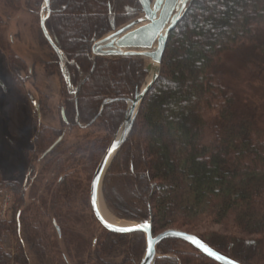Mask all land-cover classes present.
<instances>
[{"label": "trees", "instance_id": "1", "mask_svg": "<svg viewBox=\"0 0 264 264\" xmlns=\"http://www.w3.org/2000/svg\"><path fill=\"white\" fill-rule=\"evenodd\" d=\"M3 1L13 7L21 2ZM109 3L50 0L52 12L46 23L67 58L72 85H78L82 73L89 76L76 100L59 65L53 60L47 63L58 67L56 72L62 75L60 95L66 121L61 115V128L44 123L37 131L34 160L66 129L77 126V113L83 123L96 120L85 128L88 132L82 141L55 153L63 136L44 155L42 171L50 169L52 178L44 187L48 195L37 196L40 204L35 195L26 203L21 181L0 176V187L10 189L15 196L12 219L0 218V264H31L28 252L37 256L39 264H54L56 233L50 229V220L44 218L48 212H56L64 225L62 231L67 227L65 223L74 215L73 195L84 179L91 182L125 116L126 99L134 96L147 76L141 56H92L93 43L104 33L102 24ZM27 4L41 20L43 0H27ZM141 10L139 0H127L118 25ZM246 49L250 50L243 54ZM238 54L247 57L243 59L246 65L238 67L240 72L264 77V0H194L191 7L186 2L170 31L161 73L105 175L103 194L119 217L151 218L155 232L172 227L190 231L204 222L224 225L230 230L225 234H195L238 262L264 264V140L257 135L256 120L240 114V95L228 82L225 68L234 65ZM9 61L14 69L25 65L18 55L13 54ZM108 97L115 100L98 116ZM31 176L28 185L33 190L41 180ZM9 229L18 239L14 259L3 243ZM65 231L69 233L67 228ZM96 245L92 255L99 264H110L105 257L115 252L123 253V262L139 264L146 238L141 231H107ZM158 250L161 256L156 264H221L177 237L162 240Z\"/></svg>", "mask_w": 264, "mask_h": 264}, {"label": "rangeland", "instance_id": "2", "mask_svg": "<svg viewBox=\"0 0 264 264\" xmlns=\"http://www.w3.org/2000/svg\"><path fill=\"white\" fill-rule=\"evenodd\" d=\"M41 11L42 8L39 11L40 15ZM145 15V12L141 10L138 16L127 23L136 22L143 25L147 22ZM118 28L121 27L118 26ZM249 50H244L243 54H247ZM13 54L18 55L25 61L23 67L18 65V68L14 69L10 66L9 59ZM51 55L52 50L44 41L38 14L31 12L27 0H21L20 4L15 7L9 6L5 1L0 0V176L8 180L17 179L21 181L26 203H31L35 195L37 204H40L41 199L37 196L48 195L44 187L48 182H51L52 178L50 169L42 171V165L31 160L29 158L30 153L27 152L28 147L33 146L31 138L39 129L37 110L31 102V94L36 97L38 104L44 96V107L41 106L39 110L44 111V123L57 128L62 127L60 86L62 75L66 80L68 73L64 60L60 61L62 75H58L56 72L60 67L53 68L47 65L46 60L51 59ZM234 58V65H227L225 70L229 75L228 82L240 95L238 110L241 115L252 116L256 120L257 135L264 140V77H252L247 72H240L238 67L242 66L243 68L246 65L243 59L245 60L247 57L238 54ZM150 62V59H145L146 66ZM69 86L73 91L74 86ZM27 91L31 93L30 97ZM87 132L88 129L78 125L72 129H66L64 140L55 153L61 152L68 146L76 145L83 140ZM32 164L35 166L33 176L36 177L37 175V178L41 180L35 183V187H37L33 190L29 186L32 183V176H30ZM90 184L91 182L84 179L81 183V189L78 190L76 195H73L72 214L74 215L71 220L69 219L68 224L65 223L67 227L63 231L62 226L64 227V225L58 220L59 217L56 212H48V217L44 218V220H50V229L56 233L54 241L57 242V253L54 264H99L92 253L97 246V239L102 238L108 230L99 223L92 211ZM0 190L11 191L6 187H0ZM119 190L124 192L122 188ZM103 199L105 200V198ZM14 201L15 196H13V203L11 202V206H9L10 211L5 219L7 222L13 217ZM105 203L108 209L118 218L134 221L119 217L106 200ZM0 218L3 219L1 216ZM204 223L194 226L190 231L180 229L194 234L195 232L206 234L212 231L225 234V232L230 231L224 225ZM66 228L69 233H66ZM3 243L5 248L12 252L14 259L18 239L13 229L5 231ZM183 248L190 249L187 246H183ZM157 252L158 257L161 256L158 248ZM28 253L31 264H39L37 256L32 252ZM105 259L110 264H132L128 261L123 262L122 252H115L113 255L105 257Z\"/></svg>", "mask_w": 264, "mask_h": 264}, {"label": "water", "instance_id": "3", "mask_svg": "<svg viewBox=\"0 0 264 264\" xmlns=\"http://www.w3.org/2000/svg\"><path fill=\"white\" fill-rule=\"evenodd\" d=\"M139 1L146 14L145 18L150 19L151 22L137 28H133V26L137 24L136 22H133L120 29H117L116 23L124 13L126 0H110L109 11L105 16V28L106 30L108 29L107 31L111 40H109L107 37H103L102 39L96 41L92 47L94 56H142L153 59L155 61V66L150 67V64L146 66L148 76L145 78L142 86L135 92L133 97L126 99L128 107L125 116L119 128L114 133L112 141L103 154L94 172L90 185V202L92 210L97 220L109 232L132 233L141 231L145 234L146 248L139 264H156V260L158 257V245L162 240L169 237H177L189 242L194 247L199 249L202 253L206 254L207 256L211 257L221 264H243L216 250L194 233L176 228H168L156 234L153 229L151 218L134 220L132 221V224L121 225L107 220L100 210V194L103 196V181L106 172L115 155L119 152V150L123 147L124 143L129 138L133 130L134 122L137 117L140 105L161 73L162 59L169 39L170 31L178 22L179 17L186 6V0H184L182 6L179 8L178 13L168 24L167 22L169 20L170 12L175 7L176 0H166L165 7L167 13L163 15L162 18L155 17V11L151 9L150 0ZM51 12L52 9L50 7V0H43L41 11V27L46 38L55 50L57 56L62 61L66 59V56L64 55L62 47L55 34H50L46 23ZM162 14L163 13H161V15ZM166 23L167 27L164 33L160 36L157 35ZM155 41H157L156 47H154ZM92 71L93 69L91 70V72ZM88 76L82 77L80 82L76 86V89L74 90L76 100L78 92ZM31 99L36 109L39 111L40 108L36 97L31 95ZM114 100L115 98L110 97L104 99L103 103L101 104L98 116L103 112L105 105ZM62 113L64 115V112ZM95 120L96 117L90 122L82 123L79 114H77L76 117V122L78 123V125L84 128L90 126ZM61 139L62 136H60L57 141H55L44 152V155L51 151ZM119 229H127V231H120ZM205 249H208V251H206ZM209 252H211L212 255H209Z\"/></svg>", "mask_w": 264, "mask_h": 264}, {"label": "bare ground", "instance_id": "4", "mask_svg": "<svg viewBox=\"0 0 264 264\" xmlns=\"http://www.w3.org/2000/svg\"><path fill=\"white\" fill-rule=\"evenodd\" d=\"M183 1L184 0H176V4H175V7L172 9V11L170 12V16H169V20H168V24H169V22L170 21H172L173 20V18L176 16V14L178 13V11H179V8L182 6V3H183ZM151 9L153 10V11H155V17H160V18H162L163 17V15H165L167 12H166V7H165V5H166V0H153L152 2H151ZM161 13H163L162 15H161ZM161 15V16H160ZM145 20H147V22H145V24H143V25H146L147 23H149V22H151L150 21V19H148V18H145ZM105 21H106V18L104 19V22H103V24H102V27L104 28V30L107 32L106 33V36H107V38L109 39V40H111V38H110V36H109V34H108V29L106 30V26H105ZM167 23L165 24V26H163V28L158 32V34L157 35H162L163 33H164V31L166 30V27H167ZM140 26H142L141 24H136V25H134L133 26V28H137V27H140ZM157 46V41H155V43H154V47H156ZM148 59H150V58H148ZM151 60V62L149 63L150 64V67L151 66H155V61L153 60V59H150ZM148 64V65H149ZM100 210H101V212H102V214H103V216L107 219V220H109V221H111V222H114V223H117V224H121V225H129V224H132V222L131 221H128V220H122V219H120V218H118L116 215H114L109 209H108V207H107V205H106V203H105V200L103 199V196L100 194Z\"/></svg>", "mask_w": 264, "mask_h": 264}, {"label": "flooded vegetation", "instance_id": "5", "mask_svg": "<svg viewBox=\"0 0 264 264\" xmlns=\"http://www.w3.org/2000/svg\"><path fill=\"white\" fill-rule=\"evenodd\" d=\"M44 56H45V54H44ZM51 57L53 58H51V59H48V60H46V62L48 63V65H49V63H50V61H54V62H56L58 65H59V67H60V70H61V66H60V58L57 56V54H56V52H54L53 50H52V55H51ZM64 61L66 62L67 61V58L66 59H64ZM62 72V71H61ZM82 73V72H81ZM88 75H83V73H82V75H81V78L82 77H87ZM81 78H80V80H81ZM66 81H67V84H68V87L70 88V86L69 85H72V83H71V81H70V77H67V79H66ZM80 82V81H79ZM73 86V85H72ZM73 93H74V91H73ZM27 94H28V96L30 97V92H28L27 91ZM32 95V94H31ZM37 96H38V94H37ZM31 102H33L32 100H31ZM41 106H43L44 107V96L42 97V100L40 101L39 100V108L41 109ZM62 109H64V107L62 106ZM62 112V111H61ZM63 112H64V110H63ZM36 113H37V117H38V120H39V125H38V128L40 129L41 127L42 128H44V111H36ZM78 114V113H77ZM63 117H64V120L66 121V116H65V112H64V115H63ZM77 117V116H76ZM92 121V120H91ZM77 123V122H76ZM38 129V130H39ZM37 130V131H38ZM37 133V132H36ZM36 133L34 134V136L31 138V143H32V147L30 148V147H28V150H27V152L28 153H30V156H29V158L31 159V160H34V158L36 157L35 156V152H36V146L34 145V140H35V135H36ZM63 136H64V134H62ZM42 159H44V150L42 151V153H41V155H40V157H37L34 161H37V163L38 164H40V162H41V160ZM33 173V169H32V166H31V173H30V176H31V174Z\"/></svg>", "mask_w": 264, "mask_h": 264}, {"label": "built area", "instance_id": "6", "mask_svg": "<svg viewBox=\"0 0 264 264\" xmlns=\"http://www.w3.org/2000/svg\"><path fill=\"white\" fill-rule=\"evenodd\" d=\"M12 202V196L7 191H0V216L7 217L9 212V206Z\"/></svg>", "mask_w": 264, "mask_h": 264}, {"label": "snow or ice", "instance_id": "7", "mask_svg": "<svg viewBox=\"0 0 264 264\" xmlns=\"http://www.w3.org/2000/svg\"><path fill=\"white\" fill-rule=\"evenodd\" d=\"M186 2H188V6L191 7L194 0H186ZM119 230L120 231H127V229H119ZM205 250L208 251V249H205ZM209 255H212V253L209 252Z\"/></svg>", "mask_w": 264, "mask_h": 264}]
</instances>
